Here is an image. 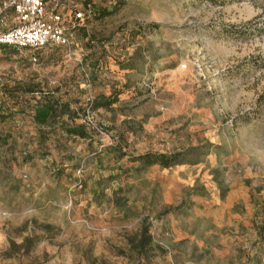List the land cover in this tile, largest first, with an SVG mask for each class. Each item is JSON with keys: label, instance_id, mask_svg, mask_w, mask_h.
<instances>
[{"label": "rangeland", "instance_id": "1", "mask_svg": "<svg viewBox=\"0 0 264 264\" xmlns=\"http://www.w3.org/2000/svg\"><path fill=\"white\" fill-rule=\"evenodd\" d=\"M89 1L90 62L0 50V264H264V0Z\"/></svg>", "mask_w": 264, "mask_h": 264}, {"label": "built area", "instance_id": "2", "mask_svg": "<svg viewBox=\"0 0 264 264\" xmlns=\"http://www.w3.org/2000/svg\"><path fill=\"white\" fill-rule=\"evenodd\" d=\"M92 4L89 0H0V47L33 51L57 46L73 56L70 36L80 28L87 31ZM7 14L15 17L13 25L7 26Z\"/></svg>", "mask_w": 264, "mask_h": 264}, {"label": "trees", "instance_id": "3", "mask_svg": "<svg viewBox=\"0 0 264 264\" xmlns=\"http://www.w3.org/2000/svg\"><path fill=\"white\" fill-rule=\"evenodd\" d=\"M114 13L113 11H105V10H96L92 4V14L93 18H104L107 16H110ZM7 26L13 25L15 22V17L12 16V14H7L6 16ZM71 40L73 42V47L78 48V43H82L83 46H85V54H83V49L79 48L77 51L80 61H84L85 63H88L91 61V58L93 57L92 53H90V40L88 36V32L85 30V28H80L71 34ZM82 46V45H81ZM82 46V47H83ZM84 48V47H83ZM1 51L5 50H13L15 52L21 53L26 52L29 53V58L32 61L35 59V62L40 59V55L42 53H50L55 54L58 52H66V50L63 47H57V46H46L42 49L37 50H27V49H21V50H14L12 48L8 47H0ZM98 62V59L95 60ZM113 102L110 100V97L100 96L99 98H96L93 101L92 109H106L110 107V105ZM62 106H59L57 102H45L43 105L37 106L34 111L33 121L34 123L38 125H45L50 119H53L54 117H59L63 115V112L61 111ZM69 135L79 138H86V134H84L83 129L81 127H74L71 129L65 130ZM133 161H137L141 163L144 166H151V165H159L162 168L170 167L172 164H176L178 162V156L177 155H164V154H145L143 156L136 157ZM150 238L148 235V230L146 228L142 229L140 232V238L138 241V246L144 247L146 244H149Z\"/></svg>", "mask_w": 264, "mask_h": 264}]
</instances>
